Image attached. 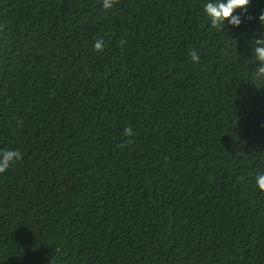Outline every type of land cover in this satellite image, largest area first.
<instances>
[{
  "label": "trees",
  "instance_id": "trees-1",
  "mask_svg": "<svg viewBox=\"0 0 264 264\" xmlns=\"http://www.w3.org/2000/svg\"><path fill=\"white\" fill-rule=\"evenodd\" d=\"M208 2L0 0V264H264V0Z\"/></svg>",
  "mask_w": 264,
  "mask_h": 264
},
{
  "label": "clouds",
  "instance_id": "clouds-1",
  "mask_svg": "<svg viewBox=\"0 0 264 264\" xmlns=\"http://www.w3.org/2000/svg\"><path fill=\"white\" fill-rule=\"evenodd\" d=\"M116 3V0H103V7L111 9ZM251 0H209L204 6V11L210 18L212 28L218 30L223 29L225 21L239 27L241 24V17L234 15L237 9H245L249 6ZM251 19V17H248ZM259 20L264 24V14L259 16ZM256 45L253 49L255 59L260 62V66L255 69V78H264V38L255 39ZM120 43L123 45L126 41L122 40ZM104 43L102 39H98L94 44V50L103 51ZM191 59L194 62L199 61V56L195 51L190 53ZM133 130L126 128L124 131L125 136H132ZM22 159V153L19 150H4L0 151V173H4L13 163ZM256 183L261 191H264V173L256 176Z\"/></svg>",
  "mask_w": 264,
  "mask_h": 264
}]
</instances>
